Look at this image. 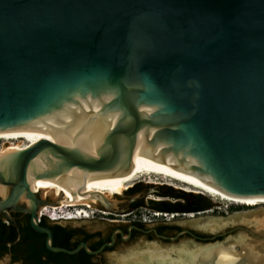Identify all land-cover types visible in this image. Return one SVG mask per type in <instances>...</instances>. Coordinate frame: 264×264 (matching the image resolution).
<instances>
[{
  "label": "water",
  "instance_id": "water-1",
  "mask_svg": "<svg viewBox=\"0 0 264 264\" xmlns=\"http://www.w3.org/2000/svg\"><path fill=\"white\" fill-rule=\"evenodd\" d=\"M57 124L79 133L12 154L6 174L0 166L14 242L9 210L28 212L52 252L97 255L113 243L52 245L37 208L57 201L30 189L32 158L40 180L101 179L136 166L139 148L228 194L264 196V0H0V132ZM83 136L98 148L80 146ZM221 235L192 239L211 246Z\"/></svg>",
  "mask_w": 264,
  "mask_h": 264
},
{
  "label": "bare ground",
  "instance_id": "bare-ground-1",
  "mask_svg": "<svg viewBox=\"0 0 264 264\" xmlns=\"http://www.w3.org/2000/svg\"><path fill=\"white\" fill-rule=\"evenodd\" d=\"M51 128L58 129L57 132L52 131ZM61 133L66 136L77 135L79 130L77 128L71 129L69 124H57L35 128H25L18 130H11L0 132V139L5 140V143L0 147V166L2 171L6 174L14 164V157L12 154L25 149L34 144L40 139L47 136ZM22 139L20 142H8L9 140ZM85 136L77 140V143L82 147L98 148L94 142L85 141ZM140 149L136 148L132 161L138 162L136 166L128 169L123 175H110L101 179H69L44 181L38 179L32 169L33 158L27 168V182L30 189L34 192L41 193L42 199L47 196H52L57 203L44 204L41 206V213L47 212V209H55L57 206H81L75 209V212H68L61 218L66 220L80 219L89 217L88 211L84 207L92 205L104 204L110 205V195H120L127 190L134 179L146 174H160L170 179L179 181L191 188L199 190L210 197L218 200H225L232 203L244 204L248 206H255L264 202V196H250L241 197L228 194L219 190L218 188L202 182L198 179L189 177L185 174L177 172L173 169L157 164L152 159L157 158V155L147 154L143 156L139 153ZM166 158L175 159L174 155L169 154ZM0 196H5V187L0 184ZM21 200L29 203L24 196ZM84 206V207H82ZM193 216V215H189ZM257 223L264 225V214L256 215L254 217ZM54 219V218H52ZM221 218L215 216H206L205 218H198L193 223L201 227L213 229L221 225ZM241 242V241H240ZM149 245L142 251H133L123 256L122 259L117 260V264H264V254L262 251L256 250L254 246L246 243H237L241 247V252L234 250L235 242L227 245L213 244L208 246H192L186 247H171L169 251L157 246L156 242H148ZM219 244V245H218ZM176 248V257H171V251ZM0 264H7L5 260H0Z\"/></svg>",
  "mask_w": 264,
  "mask_h": 264
},
{
  "label": "rangeland",
  "instance_id": "rangeland-1",
  "mask_svg": "<svg viewBox=\"0 0 264 264\" xmlns=\"http://www.w3.org/2000/svg\"><path fill=\"white\" fill-rule=\"evenodd\" d=\"M20 142L23 143L22 139L17 140H9L8 142ZM5 143V140L0 139V147ZM139 179H144L143 184L148 185L145 181L150 182H157V183H163V186L170 187L173 190H181L184 192H190V193H202L210 198V200L213 202L214 206L211 209H208L203 212H197V213H173L172 215L170 213H167L166 216L164 215H155V213H163L160 211H154L149 210L147 207L143 206L140 207L137 210H131V208L127 207L124 204V194L125 191L120 194L116 195L113 194L110 195V207L114 210H119L118 213H111L109 212L105 207L102 205L96 203L95 205L84 207L89 214V217L87 218H80V219H72V220H66L64 218H61L66 213H74L75 209L81 206H57L55 209H47V212H45L44 217H46L47 221L51 220H58L61 221L64 225H83L89 230H97L102 233L109 232L112 228H114L117 225H126L128 224V221H143L146 222V224H152L156 222V220H152V222L148 223V219L153 218H162L165 217L169 220V222H174L175 224H178L183 227H189L193 228L195 230H199L201 232H204L208 234L209 236L211 234L220 233L221 236L217 237L215 240V243L219 242V244L227 245L229 243L235 242L234 250L238 253L241 252V247L239 246L240 243H246L250 246H254L256 250L262 251L264 254V225L262 223H257V221L254 217L256 215H262L264 214V202L259 203L255 206H248L244 204H237L232 203L225 200H218L213 197H210L209 195L196 190L194 188H191L179 181L170 179L168 177L162 176L160 174H146L141 175L140 177L134 179L133 182ZM131 183V184H132ZM180 188V189H179ZM154 188H150L147 191V196L143 197L144 202H175L176 199L174 198H163L157 196L155 193L152 192ZM42 195L41 193H39ZM42 197V196H41ZM49 198V201H54L52 196H47ZM193 215V216H189ZM157 216V217H156ZM208 216H215L221 218V225L210 229L206 227H201L197 225L196 223H193L194 220L198 218H205ZM54 218V219H52ZM145 218V219H144ZM146 220V221H145ZM153 242L158 243L157 246H160V248L169 251V249L173 246L177 248L181 245H184L186 247L195 246L194 240L192 238H189L188 236L182 237L180 240H177L174 243H163L159 240L152 239ZM241 241V242H240ZM239 243V244H237ZM218 244V245H219ZM149 243L142 239H135L131 242H119V244L113 248L112 250H108L107 253H105V262H99L98 264H115L118 259H122L123 256L127 255L128 253H131L133 251H142L147 248ZM176 248H173L171 251V257H176ZM259 251V252H260ZM261 253V252H260ZM126 257V256H125ZM7 262V259H2ZM9 262H7L8 264Z\"/></svg>",
  "mask_w": 264,
  "mask_h": 264
},
{
  "label": "flooded vegetation",
  "instance_id": "flooded-vegetation-1",
  "mask_svg": "<svg viewBox=\"0 0 264 264\" xmlns=\"http://www.w3.org/2000/svg\"><path fill=\"white\" fill-rule=\"evenodd\" d=\"M144 179H139L133 182L128 190H125L124 194V204L131 208V210H137L140 207H147L149 210H154V211H160V210H181L178 206H171L165 203V201H160L162 203H157L150 201V202H144L143 197L147 196V191L152 187L154 188L152 190L153 193H155L159 197L163 198H174L170 196V194L174 193H179L181 190H173L170 189V187L163 186V183H157V182H150V181H145L148 183V185L143 184ZM180 189V188H179ZM38 199L41 198V195L38 193L37 194ZM176 199V198H174ZM46 201H49V198H45ZM178 200V199H176ZM139 203V205L134 206V204ZM26 203V202H24ZM28 204V203H26ZM104 207V206H103ZM41 206H38L37 208V214L39 217L38 223L42 226L48 227L52 233V245L56 247H63V248H75L79 243L85 242L87 247L91 251H96L98 250L102 245L108 243L111 241V237L113 236V243L110 247L105 246L97 255H92L89 254L90 257L89 259L92 262H105V253H107L108 250H112L115 248L119 242H124L123 237L128 236L127 239L125 240L126 242H131L134 241L135 239H142L144 241L152 240L155 238V233L159 235H164V236H173L177 234L180 231L187 230L191 234L184 232L182 234V237L188 236L189 238H193L194 236L198 237H207L209 236L208 234L201 232L199 230H195L193 228L189 227H183L178 224H175L173 221L169 222V220L165 217L162 218H153V219H148V223L152 222V220H156V222L152 224H146V222L137 220V221H128V224L126 225H117L114 228H112L109 232L107 233H102L97 230H89L83 225H70V224H62L61 221L58 220H51L47 221L46 217H44L45 214L41 213L40 211ZM163 212V211H160ZM9 215L14 218L16 221L21 223L22 225L26 226L29 224V218L30 214L28 212H23V211H13L9 210L8 211ZM165 213V212H163ZM181 214V212L179 213ZM2 217L4 215L0 213ZM157 217V216H156ZM145 219V218H144ZM146 221V220H145ZM139 223V224H138ZM121 231V232H120ZM36 232V231H35ZM35 235L37 238L38 244L41 245L43 244L46 247V234L45 233H38ZM94 247V248H93ZM83 249V248H81ZM80 249V250H81ZM79 250V251H80ZM84 250V249H83ZM79 251L74 253L75 256H79ZM85 251V250H84ZM86 252V251H85ZM53 256L56 259H59L60 262H69L70 258L67 256L66 253L56 251L52 252ZM87 253V252H86ZM66 254V255H65ZM88 254V253H87ZM72 254H69L71 256Z\"/></svg>",
  "mask_w": 264,
  "mask_h": 264
},
{
  "label": "trees",
  "instance_id": "trees-1",
  "mask_svg": "<svg viewBox=\"0 0 264 264\" xmlns=\"http://www.w3.org/2000/svg\"><path fill=\"white\" fill-rule=\"evenodd\" d=\"M172 189V188H170ZM128 190V189H127ZM170 196L178 199L175 202H165L171 206H178L181 210H160L165 213H197L211 209L214 204L210 198L202 193H190L179 191V193H172ZM162 203V202H157ZM139 205L134 204L133 207ZM18 222V221H17ZM19 223V222H18ZM139 224V223H138ZM20 225L21 237L18 241L16 228L10 223L6 222L4 217L0 215V257L10 254L13 262H20L22 264H98L99 262H92L83 249L79 251V256L72 254L67 256L70 258L69 262H60L52 254V251L48 250L43 242L38 244L37 234L30 225ZM9 242H14L8 246ZM94 248V247H93ZM67 249H71L68 248ZM66 255V254H65Z\"/></svg>",
  "mask_w": 264,
  "mask_h": 264
},
{
  "label": "built area",
  "instance_id": "built-area-1",
  "mask_svg": "<svg viewBox=\"0 0 264 264\" xmlns=\"http://www.w3.org/2000/svg\"><path fill=\"white\" fill-rule=\"evenodd\" d=\"M164 215V216H166L167 215V213H155V215ZM172 215V214H171Z\"/></svg>",
  "mask_w": 264,
  "mask_h": 264
}]
</instances>
